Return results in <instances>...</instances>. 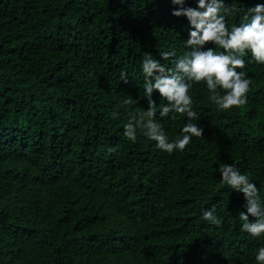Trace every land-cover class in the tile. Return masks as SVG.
Instances as JSON below:
<instances>
[{
    "label": "trees",
    "instance_id": "16d2710c",
    "mask_svg": "<svg viewBox=\"0 0 264 264\" xmlns=\"http://www.w3.org/2000/svg\"><path fill=\"white\" fill-rule=\"evenodd\" d=\"M229 29L264 0H222ZM198 0H184L196 8ZM172 0H0V264H256L264 234L242 230L235 165L264 209V64L243 57L247 103L218 110L205 82L189 95L203 128L165 153L124 125L147 111L145 54L186 55L191 29ZM218 46L206 44L203 50ZM127 80H120V73ZM130 97L135 105H123ZM155 119L169 141L186 115ZM113 112H117L116 117ZM215 209L218 225L203 220ZM254 218L249 217L253 222Z\"/></svg>",
    "mask_w": 264,
    "mask_h": 264
},
{
    "label": "clouds",
    "instance_id": "9594fccd",
    "mask_svg": "<svg viewBox=\"0 0 264 264\" xmlns=\"http://www.w3.org/2000/svg\"><path fill=\"white\" fill-rule=\"evenodd\" d=\"M179 9L172 13L175 17H185L191 27L187 41L184 43L190 51L174 61V68H166L161 60L167 61L176 55L175 51L159 53L160 60L145 54L141 63L144 75V97L148 98L147 111L141 110L137 118L132 116L124 125L123 135L132 142L137 138V130L151 141L156 142L159 150L165 153L183 151L192 137L202 138L203 128L193 120L199 115L193 110V100L189 90L193 83L205 82L209 99L218 110H229L242 107L247 103V92L250 80L246 73L237 71L245 68L243 57L250 54L258 64H264V5L250 8L243 16V22L229 29L226 16L233 9L225 6L222 0H198L196 8L184 7V0H172ZM213 44L222 49L203 50L206 44ZM120 80H127V73H120ZM156 91L167 103L160 106L159 115L166 117L169 113L186 115L188 122L182 128L181 135L169 141L163 128L155 119L157 106L151 100ZM123 105H135L127 97ZM117 112H113L116 117ZM221 181L231 189L243 193L247 213L241 212L239 219L243 222L242 230L253 237L264 234V209L259 202L256 185L250 182L248 175L241 174L232 164L220 168ZM249 217L254 218L253 222ZM203 220L218 225L221 221L215 215V209L205 210ZM256 264H264V247H260L255 256Z\"/></svg>",
    "mask_w": 264,
    "mask_h": 264
}]
</instances>
